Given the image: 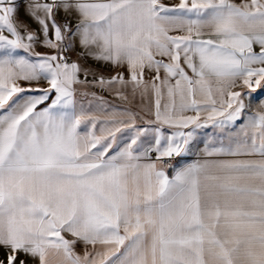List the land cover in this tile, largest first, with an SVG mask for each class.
Listing matches in <instances>:
<instances>
[{
	"label": "snow or ice",
	"instance_id": "obj_1",
	"mask_svg": "<svg viewBox=\"0 0 264 264\" xmlns=\"http://www.w3.org/2000/svg\"><path fill=\"white\" fill-rule=\"evenodd\" d=\"M57 11L75 13V27ZM25 12L39 34L0 0V264H27L20 253L38 264H264V111L245 117L234 90L264 82V0H29ZM73 41L129 72L94 83L154 95L153 127L126 112L129 123L95 134L76 109L89 70L68 59ZM209 126L218 135L200 151L215 159L170 177L166 158L191 153Z\"/></svg>",
	"mask_w": 264,
	"mask_h": 264
},
{
	"label": "crops",
	"instance_id": "obj_2",
	"mask_svg": "<svg viewBox=\"0 0 264 264\" xmlns=\"http://www.w3.org/2000/svg\"><path fill=\"white\" fill-rule=\"evenodd\" d=\"M29 0H15V3L18 5V13L16 19L28 25L29 29L32 31L38 32V26L33 22V20L26 15L25 8ZM236 3H240L241 0H235ZM163 3L166 5H174L178 3V0H163ZM56 21L57 23H64L65 21L69 22L73 27L78 22V17L75 13L72 15H66L63 11L56 12ZM52 34L50 33V36ZM254 50L259 51L258 46H254ZM36 52L40 53H51L55 50L45 48L41 45L35 47ZM83 49L79 46L78 41H73L72 49L66 53L70 61L78 62L83 69L89 70V75L87 76V82L75 85V99H76V109L77 111H83L87 115L94 117L97 120L95 134L106 135L108 129H114L119 125L120 121H123L125 124L129 123V117L127 115H122L123 113L130 112L135 117V123L137 128H151L154 126V111H155V97L154 95H147L141 97L139 92L133 95L132 85L121 86L119 84L113 86H100L94 81H98L100 77L105 79H110L113 76H116L118 73H122L126 80L130 79L129 72L126 66H114L109 62L97 61L92 59L90 56L83 54ZM153 74L145 72V80L151 79ZM163 77V72H161ZM80 79L84 80L83 72L80 73ZM35 86V85H34ZM40 86H46V82H41ZM242 93V99L246 104V113L245 117L249 114H254L257 111H264L259 105L260 99H264V82L261 83L260 88L255 91L240 85L234 89ZM117 91L123 93L124 96H127L128 99H122L116 93ZM55 94L53 93L54 98ZM251 97V99H250ZM166 99V97H165ZM50 102V101H49ZM163 103V101H162ZM46 105H41L39 107H45ZM189 115L193 113H187ZM203 122V116H202ZM91 128L89 123H84L80 127L81 132L88 131ZM105 131L102 132L101 129ZM184 131H189L190 129H183ZM172 129L165 128V132H171ZM130 132L128 129H123L120 132L116 133V144L123 146L124 143L128 141ZM218 135L217 130H214L211 126L205 129L197 130V141L196 145L192 146V151L189 154H182L179 157H175V163L171 168H166L167 174L171 177L174 174V169L179 166H183L187 163L194 162L196 160L203 159H215L214 157H204L201 153V149L204 147V143L210 140H214ZM110 139V138H109ZM151 139V135L141 137V140L147 142ZM155 156V153H154ZM155 159V157L153 158ZM147 162V161H143ZM66 238L72 239L71 236L66 234ZM89 250L91 246H89ZM74 251L83 255L85 251V246L82 242H77L74 246ZM8 254V249L0 246V260L6 262V257ZM19 259H25L27 264H38V261L24 256L22 253L18 254ZM54 264H59V259L54 258Z\"/></svg>",
	"mask_w": 264,
	"mask_h": 264
},
{
	"label": "built area",
	"instance_id": "obj_3",
	"mask_svg": "<svg viewBox=\"0 0 264 264\" xmlns=\"http://www.w3.org/2000/svg\"><path fill=\"white\" fill-rule=\"evenodd\" d=\"M154 157H155L154 153H152V158H154ZM174 163H175V157L174 158H166L165 167L171 168Z\"/></svg>",
	"mask_w": 264,
	"mask_h": 264
}]
</instances>
